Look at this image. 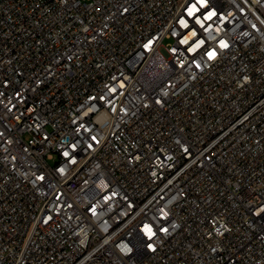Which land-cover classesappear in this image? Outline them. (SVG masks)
Wrapping results in <instances>:
<instances>
[{
	"label": "built area",
	"instance_id": "obj_1",
	"mask_svg": "<svg viewBox=\"0 0 264 264\" xmlns=\"http://www.w3.org/2000/svg\"><path fill=\"white\" fill-rule=\"evenodd\" d=\"M0 264H264V0H0Z\"/></svg>",
	"mask_w": 264,
	"mask_h": 264
},
{
	"label": "snow or ice",
	"instance_id": "obj_2",
	"mask_svg": "<svg viewBox=\"0 0 264 264\" xmlns=\"http://www.w3.org/2000/svg\"><path fill=\"white\" fill-rule=\"evenodd\" d=\"M221 46L226 47L227 45L224 44V42H221ZM212 55H213V53H209V56H210V57H211Z\"/></svg>",
	"mask_w": 264,
	"mask_h": 264
},
{
	"label": "rangeland",
	"instance_id": "obj_3",
	"mask_svg": "<svg viewBox=\"0 0 264 264\" xmlns=\"http://www.w3.org/2000/svg\"><path fill=\"white\" fill-rule=\"evenodd\" d=\"M169 40L167 39L166 42H168Z\"/></svg>",
	"mask_w": 264,
	"mask_h": 264
}]
</instances>
